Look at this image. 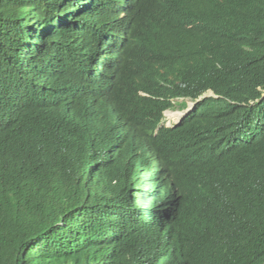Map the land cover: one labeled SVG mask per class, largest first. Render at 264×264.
I'll return each instance as SVG.
<instances>
[{"label": "trees", "instance_id": "16d2710c", "mask_svg": "<svg viewBox=\"0 0 264 264\" xmlns=\"http://www.w3.org/2000/svg\"><path fill=\"white\" fill-rule=\"evenodd\" d=\"M0 264H264V0H0Z\"/></svg>", "mask_w": 264, "mask_h": 264}, {"label": "clouds", "instance_id": "9594fccd", "mask_svg": "<svg viewBox=\"0 0 264 264\" xmlns=\"http://www.w3.org/2000/svg\"><path fill=\"white\" fill-rule=\"evenodd\" d=\"M211 93H213V94H211ZM203 96H206V97H207V96H217V95H216L213 91H207L206 93H204L203 95L200 96L201 98H200L199 101H201L202 99L205 98V97H203ZM196 100H197V99H196ZM196 100H190V102H194V101H196ZM199 101H198V102H199ZM187 104H188V105H187L186 108L180 109L181 111L179 110L177 113L182 112V111H184L185 109H187V108L189 107V100H188V103H187ZM197 104H198V103H197ZM197 104H196V106H197ZM196 106H195L194 110L196 109ZM176 109H177V108H176ZM169 110H175V109H167V110H165V112H164V115H165V116H167V114H168L169 112H171V111H169ZM194 110H193V111H194ZM193 111H192V112H193ZM172 112H175V111H172ZM190 113H191V112H190ZM190 113H189V114H190ZM189 114H188V115H189ZM188 115H186L185 117H187ZM172 116L175 117V118H174L175 121H174V122L171 121L170 123H167V121H165V125H166V126H177V125H179V124L183 121V119L185 118V117H184V118H183V119L177 124V121L179 120V118L176 117L174 114H173Z\"/></svg>", "mask_w": 264, "mask_h": 264}, {"label": "water", "instance_id": "95a60500", "mask_svg": "<svg viewBox=\"0 0 264 264\" xmlns=\"http://www.w3.org/2000/svg\"><path fill=\"white\" fill-rule=\"evenodd\" d=\"M213 94V93H211ZM206 97V96H203ZM201 98V97H200ZM200 98H198L196 101L194 102H189V107L187 109H185L184 111L180 112V116H179V120L177 121V124L186 116L188 115L190 112H192L196 106V104L198 103V101L200 100Z\"/></svg>", "mask_w": 264, "mask_h": 264}, {"label": "bare ground", "instance_id": "6f19581e", "mask_svg": "<svg viewBox=\"0 0 264 264\" xmlns=\"http://www.w3.org/2000/svg\"><path fill=\"white\" fill-rule=\"evenodd\" d=\"M32 86H33V85H32ZM25 92H26V91H25ZM26 93H27V92H26ZM88 96H89V95H88ZM180 114H181V113L179 112V113H176V114H174V115H175L176 117L179 118ZM100 117H101V116H100ZM102 117H104V116H102ZM109 117H110V116H109ZM163 117H164V116H163ZM105 118H107V117H105ZM110 119H111V118H110ZM109 121H110V120H109ZM111 121H112V120H111ZM112 124H113V123H112ZM115 125H116V124H115ZM31 134H32V133H31ZM147 146H148V145H147ZM148 147H149V146H148ZM145 148H146V147H145ZM146 149H147V148H146ZM148 149H149V148H148ZM151 149H152V148H151ZM152 151H153V150H152ZM153 152H154V151H153ZM115 158L119 159V158L116 157V156H115ZM115 158H112V159H115ZM128 162H129V161H128ZM81 163H82V162H81ZM109 163H110V162H109ZM113 163H114V162H113ZM104 164H105V163H104ZM77 165H78V164H77ZM130 165H131V164H130ZM78 166H79V165H78ZM80 166H81V165H80ZM85 167H86V166H85ZM122 171H123V170H122ZM122 171H121V172H122ZM126 171H127V170H126ZM87 172H88V171H87ZM123 172H124V171H123ZM106 173H107V172H106ZM127 173H128V171H127ZM103 175H105V174H103ZM123 175H124V174H123ZM125 177H129V176H126V175H125ZM131 177H132V176H131ZM109 178H110V177H109ZM132 178H133V177H132ZM102 179H105V177L100 179L101 182H100V181H98V182L102 183V182H103ZM82 180H83V179H82ZM84 180H85V179H84ZM92 180H93V179H92ZM110 180H111V179H110ZM110 180H109V181H110ZM112 180H113V179H112ZM104 181H106V180H104ZM95 182H96V181H95ZM98 182H96V183L98 184ZM131 182H132V181H131ZM81 183H82V182H81ZM100 183H99V184H100ZM105 183H107V182H105ZM105 183H104V184H105ZM104 184H102V185H104ZM93 186H94V185H93ZM96 187H98V189H99V187H101V186L98 185V186H96ZM88 188H89V187H88ZM103 188H104V186H103ZM103 188H102V189H103ZM107 188H108V187H107ZM93 189H95V188H93ZM96 190H97V189H96ZM99 192H100V191H99ZM96 194H97V193H96ZM102 195H103V194H102ZM100 196H101V195H100ZM102 197H103V196H102ZM167 201H168V200H167ZM216 202H217V201H216ZM145 221H146V220H145ZM139 222H140V221H139ZM142 222H143V221H142ZM148 222H149V221H148ZM153 222H154V221H153Z\"/></svg>", "mask_w": 264, "mask_h": 264}, {"label": "rangeland", "instance_id": "374dc122", "mask_svg": "<svg viewBox=\"0 0 264 264\" xmlns=\"http://www.w3.org/2000/svg\"><path fill=\"white\" fill-rule=\"evenodd\" d=\"M189 102H190V100H189ZM180 109H175V110H169V111H171V112H169L168 114H167V116H165V121H167V123H170L171 121L172 122H174L175 120H174V118L175 117H173L172 115L173 114H176L178 111H179ZM172 111H175V112H172ZM181 111V110H180Z\"/></svg>", "mask_w": 264, "mask_h": 264}]
</instances>
